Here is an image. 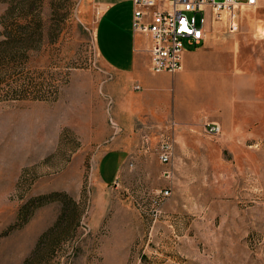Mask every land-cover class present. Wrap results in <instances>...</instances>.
I'll return each mask as SVG.
<instances>
[{"label": "rangeland", "instance_id": "rangeland-1", "mask_svg": "<svg viewBox=\"0 0 264 264\" xmlns=\"http://www.w3.org/2000/svg\"><path fill=\"white\" fill-rule=\"evenodd\" d=\"M128 17L127 0H0V264H264L262 115L244 138L175 131L172 182L154 149L128 168L108 92L123 78L95 42L127 46ZM140 66L150 87L185 85Z\"/></svg>", "mask_w": 264, "mask_h": 264}, {"label": "crops", "instance_id": "crops-1", "mask_svg": "<svg viewBox=\"0 0 264 264\" xmlns=\"http://www.w3.org/2000/svg\"><path fill=\"white\" fill-rule=\"evenodd\" d=\"M127 6L130 30L127 46L115 49L110 44L109 51L104 52L98 46L96 32L95 42L102 64L123 78L110 85L108 92L115 97V117L134 138L129 146L135 163L128 168L132 171L135 164L136 167L140 164V155L145 152L144 135L151 137L156 132L159 137L172 129V121L176 133L182 131V135L193 127L212 122L218 123L228 137L253 136L251 132L261 115L264 117V34L259 35L258 30L264 25V0L251 8L254 15L250 19H239L233 33L224 23L209 22L203 41L185 50L182 70L172 75L185 79L184 87L174 96L146 85L140 65L144 60L150 70L151 39L134 32L132 0H127ZM107 9L104 7L103 11ZM137 85L139 89L135 88ZM119 95L122 100H118Z\"/></svg>", "mask_w": 264, "mask_h": 264}, {"label": "built area", "instance_id": "built-area-1", "mask_svg": "<svg viewBox=\"0 0 264 264\" xmlns=\"http://www.w3.org/2000/svg\"><path fill=\"white\" fill-rule=\"evenodd\" d=\"M260 0H132L133 30L146 34L151 39L149 48L150 70L154 74L175 75L183 68L186 44L197 45L206 36L209 22L225 21L229 32L238 27L241 11L255 7ZM235 25V26H234ZM235 27L234 29L232 27ZM139 89L140 86H136ZM174 127V124H171ZM206 133L212 136L222 134L218 123L207 122ZM175 130H167L159 135L153 148L148 135L143 137L145 151L152 149L158 154L159 161L165 166L162 176L171 182L175 168ZM172 195V187L151 191L148 196L155 212Z\"/></svg>", "mask_w": 264, "mask_h": 264}]
</instances>
